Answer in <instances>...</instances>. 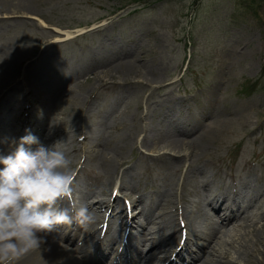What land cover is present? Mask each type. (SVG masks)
<instances>
[{
  "label": "rangeland",
  "instance_id": "obj_1",
  "mask_svg": "<svg viewBox=\"0 0 264 264\" xmlns=\"http://www.w3.org/2000/svg\"><path fill=\"white\" fill-rule=\"evenodd\" d=\"M151 3L135 10L137 3L131 0H34L31 2L33 16L8 13L11 17L0 22V44L10 43L16 49L12 54L13 63L21 73L22 89L33 88L37 98L34 99L43 100L40 107L24 101L20 105V119L32 112L31 116L38 121L43 113L52 114L53 105L59 103L58 115L54 120L53 116L49 119L52 125L40 133L41 143L46 133L52 135L54 127L65 131L82 126L88 130L93 128L91 120L97 116L106 127L111 122L134 129L135 116H142L146 118H141L140 126L154 129L156 142H160L176 134L175 128L161 115L168 107L182 121L191 120L194 133L198 131L200 136L206 137L207 140L201 142L202 150L194 152L203 164L201 169L190 173L185 160L175 163V169L163 164L162 153L180 155L185 151L166 149L161 143L153 142L144 146L141 144L143 133L137 131L134 149L127 147V163L117 169L114 183L120 179L122 168L129 165L132 168L126 175V185L136 187L149 200L157 195L152 189L166 191L171 187L169 190L173 191L172 186L178 183L177 194L172 198L178 202L177 212L187 210L197 218L201 211L208 209V195H212L217 186L228 187L234 183L241 191L239 199L243 208L249 213L256 212L255 206L260 205L259 209L264 206V0L254 3L253 0H154ZM53 27L77 35L52 45L57 38L52 33ZM114 64H137L140 77L135 76L134 80L139 81L120 84L117 76L114 79L117 83L103 76L104 82L99 83L97 72ZM2 80L11 81L3 76ZM69 88L78 95L81 93L79 101L60 99ZM212 88L214 94L210 99ZM1 89L5 94L0 102L8 100V103L12 99L14 103L18 91L21 93L20 85ZM84 96L97 101L90 107L85 106L81 101ZM147 96L151 103L148 110ZM208 100L210 104L205 107ZM12 109L7 108L4 114L12 116ZM117 110H121V114L116 117ZM188 110L197 112V116L189 117ZM0 124V134L6 133L2 134L6 141L3 149L12 151L13 141L19 138L12 131L13 127L2 121ZM106 131L115 133L110 128ZM80 135L84 137L83 133L77 137ZM80 141L77 138V142ZM92 141L85 142L89 148ZM48 143L42 144L48 147ZM28 147L35 149L36 145ZM193 148L195 145L189 150ZM67 153L72 160L77 159L78 152L69 148ZM238 168L250 169V172L231 176ZM78 169V184L75 183L72 199L77 206L81 203L80 195L88 188L98 193L102 180L93 178L92 174L103 170L95 152L77 162L76 172ZM101 176L104 177V173ZM243 180L247 182L241 185ZM205 183H209L210 188L205 189ZM113 191L122 201L129 202L132 198L126 188ZM179 193L185 203L179 200ZM99 198L101 196L97 195L88 200ZM164 211L160 205L154 209L155 214ZM103 214L107 216L109 210ZM260 220H264V216L256 214L246 226L235 223L236 231L228 230L229 234L224 233L219 240L229 241L235 247L255 237L264 243V227L256 223ZM204 224V220L199 223L201 228ZM211 246L220 247L231 259L235 258L234 248L224 244ZM72 249L76 253L75 248ZM209 250L212 248H206L205 254ZM174 252H179V245L171 254ZM173 256H170L171 264ZM170 261L166 259L163 264ZM236 261L243 264L242 258Z\"/></svg>",
  "mask_w": 264,
  "mask_h": 264
},
{
  "label": "bare ground",
  "instance_id": "obj_2",
  "mask_svg": "<svg viewBox=\"0 0 264 264\" xmlns=\"http://www.w3.org/2000/svg\"><path fill=\"white\" fill-rule=\"evenodd\" d=\"M34 0H0V22H4L5 19L10 18L8 13H23L33 16V10L31 2ZM53 34L62 36L63 38L71 37V32L67 30H62L57 27H53ZM50 34V33H49ZM2 37H0L1 39ZM62 38V39H63ZM61 38H56L53 43L57 42ZM108 40V39H107ZM16 49L10 43L0 44V98L5 94L1 87L5 86L7 90L12 87L20 85L21 93L18 91L15 97V105L12 99L6 103L0 102V122H6L7 125L13 127L12 131L16 134V138H20L28 133H31L35 137L39 138L42 130L49 125H52L53 116L56 117L57 107L59 103L53 105L52 114L43 113L42 119L38 120L33 118L32 112L26 117L20 119V108L21 104L25 101L27 103L36 104L38 107L42 104L43 100L37 99L34 94V89L27 87L25 90L22 89L21 73L18 69L14 67V57L12 54ZM140 60V59H139ZM22 63V62H20ZM110 73V74H109ZM140 67L137 64H129L128 66H120L119 64H114V66L104 67L100 72H97L96 80L99 83H103V76H109L110 79L117 76L120 84H129L132 82H138L139 80H134L135 76L140 77ZM2 76L5 80L11 79L10 82H4ZM84 84L83 82H81ZM113 83H117L116 80ZM2 85V86H1ZM210 99L214 94V89L210 91ZM7 94V92H6ZM81 93H79L80 95ZM79 95L75 93L73 89H68L63 96L60 98L62 100L68 101H79ZM30 97H33L30 99ZM81 98L82 103L92 106L97 99ZM35 98V99H34ZM60 99H58L60 101ZM2 101V100H1ZM58 101V102H59ZM210 104L208 100L206 105ZM146 109L151 106L149 97L147 96L145 100ZM18 106L19 109H18ZM37 107V106H35ZM7 108H13L11 110L12 116H8L6 113ZM34 108V107H33ZM18 109V110H17ZM88 109V108H87ZM121 110L116 111V117L121 114ZM189 112V117L194 118L197 116V112ZM172 109L168 108L162 110L161 115L167 119L170 127H174L175 136H169L156 142V131L147 126H140V121L145 119L142 116H135V126L134 129L126 126L124 128L123 123H109L108 126L102 125L96 118L91 120V125L93 128L85 130L82 126L75 127L72 130L66 129L55 130L52 129V135L46 133L44 140L41 144L48 143L49 146H56L68 155L67 150L70 148L72 151L78 152L77 159L72 160V167L75 169V164L84 157H90L92 152L97 154V160L101 166L102 173L92 174L93 178L101 179L99 183L98 193L93 188H88L86 192H83L78 201L80 204H85L88 206L89 210L94 212L96 215V221L92 224L88 231L82 229L77 223L68 225L58 226L51 233L46 234L47 243L34 252L29 253L24 257L19 264H93V262L99 257L105 256L108 252L114 249L110 246V242L113 241L112 246L118 243V240L122 242L120 236L112 237V229L117 227V233H120L121 229L127 227L128 225H135L138 228L137 233L128 240L126 245L123 246L122 252L119 254L121 259H128L129 264H149L150 261L163 262L166 259L165 254L173 251L184 234L182 244L179 253H175L173 256V264H239L236 259L242 258L243 264H264V243L259 237L254 239L249 238L243 240L238 247H235L229 241H220V229L213 225L215 222L225 223L231 219L233 221H241L242 225L246 226L248 221H251V216L248 215L247 208L242 207V201L239 199L241 193L240 189L236 187V184L231 183L228 187H216V191L212 195H208V200L206 202L207 210L200 213L201 219H205L207 224L203 228L199 227V219L196 216H191L187 210L182 212L178 211V202L174 201L172 198L177 194V185L175 183L172 187L173 191L167 189L166 191L158 190V188L152 189L154 192V197L148 199L143 193H139L136 187H130L126 185V175L130 172L132 165L122 168L121 176L118 181L114 183V178L118 173L117 169L127 163V147L134 149L133 141L135 139L136 132L143 133L141 144L144 146L149 145L150 142L161 143L163 148L166 149H176L178 152H182L180 155H172L167 153H162L160 156L163 160V164H170L171 168L175 169V163L185 160L188 161V167L190 173H195L199 171L203 164L199 163V157L196 158L198 150H202L203 144L207 139L205 136H200L198 131L194 133L191 120L182 121L181 117L177 116ZM199 116L201 112L198 111ZM147 115V114H146ZM30 116V119H28ZM104 117V116H102ZM120 117V116H119ZM142 118V119H141ZM1 125V124H0ZM112 129L114 134H110L106 129ZM118 133L119 130H121ZM144 131V132H143ZM83 133V136H78V134ZM145 133V134H144ZM6 134L5 132L2 133ZM0 134V155H7L8 150L3 149L6 141L3 140V135ZM193 134V135H192ZM107 135V138L105 136ZM83 137V139H82ZM80 141L82 139V141ZM93 140L90 148L86 145V141ZM202 142V143H201ZM80 143V145H78ZM195 145L194 148L189 150L190 147ZM100 146V148H99ZM5 152V154L3 153ZM173 158V160H172ZM203 163V162H202ZM134 165V164H133ZM83 165H81L82 168ZM2 167V166H0ZM123 167V166H122ZM80 168V169H81ZM80 169L76 172V183L78 184V177ZM117 172V173H116ZM202 172V171H200ZM247 174L250 169L238 168L233 171L231 176L238 177L240 173ZM104 173V177L101 176ZM246 179V178H245ZM247 182L246 180L241 181ZM156 185V184H154ZM205 189L210 188L209 183L204 184ZM122 188L129 190V195L132 198L129 202L122 201L121 197L117 196V193L112 197L115 189L116 192H120ZM80 192V188H77ZM137 193L136 196H133ZM101 196V198L89 202L90 197ZM179 200L186 202L185 198L179 193ZM188 201V199H187ZM69 200H64L61 202V208H68L71 215L72 204ZM78 203V206L80 205ZM165 209L164 212L155 214L154 209L158 206ZM258 210L260 205L255 206ZM111 210H110V209ZM168 208L169 211H167ZM262 208V216H264V206ZM109 210V214L104 216L102 211ZM107 223V233L106 237H101L98 233V225L102 222ZM231 223V222H229ZM260 228L264 227V220L256 221ZM157 224V229H154L153 225ZM209 224V225H208ZM254 226H257L254 224ZM154 233L156 235H154ZM132 239V240H131ZM202 242L200 243V241ZM214 245H227L234 248L235 258L230 257L227 251L220 250V247L215 248ZM195 246V249L193 248ZM72 247L75 248L76 253L73 251ZM211 247L212 250L207 251L206 248ZM163 254V255H162ZM190 259V260H186ZM99 262H103L99 260ZM104 263V262H103ZM106 264V263H105Z\"/></svg>",
  "mask_w": 264,
  "mask_h": 264
},
{
  "label": "clouds",
  "instance_id": "obj_3",
  "mask_svg": "<svg viewBox=\"0 0 264 264\" xmlns=\"http://www.w3.org/2000/svg\"><path fill=\"white\" fill-rule=\"evenodd\" d=\"M13 143L9 154L0 155V264H19L58 226L75 221L88 231L96 221L85 204L73 203L74 215L60 207L72 201L77 175L65 151L44 146L31 133Z\"/></svg>",
  "mask_w": 264,
  "mask_h": 264
},
{
  "label": "trees",
  "instance_id": "obj_4",
  "mask_svg": "<svg viewBox=\"0 0 264 264\" xmlns=\"http://www.w3.org/2000/svg\"><path fill=\"white\" fill-rule=\"evenodd\" d=\"M134 1H137V2H147L146 0H134Z\"/></svg>",
  "mask_w": 264,
  "mask_h": 264
},
{
  "label": "snow or ice",
  "instance_id": "obj_5",
  "mask_svg": "<svg viewBox=\"0 0 264 264\" xmlns=\"http://www.w3.org/2000/svg\"><path fill=\"white\" fill-rule=\"evenodd\" d=\"M115 194V193H114Z\"/></svg>",
  "mask_w": 264,
  "mask_h": 264
}]
</instances>
